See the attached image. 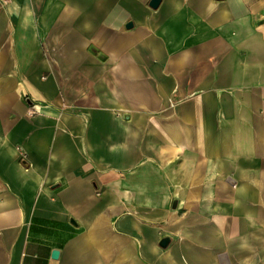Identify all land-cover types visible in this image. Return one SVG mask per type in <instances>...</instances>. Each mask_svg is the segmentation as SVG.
<instances>
[{"label":"crops","instance_id":"0c3cea01","mask_svg":"<svg viewBox=\"0 0 264 264\" xmlns=\"http://www.w3.org/2000/svg\"><path fill=\"white\" fill-rule=\"evenodd\" d=\"M149 1L0 0V264H264V0Z\"/></svg>","mask_w":264,"mask_h":264},{"label":"water","instance_id":"95a60500","mask_svg":"<svg viewBox=\"0 0 264 264\" xmlns=\"http://www.w3.org/2000/svg\"><path fill=\"white\" fill-rule=\"evenodd\" d=\"M159 3H160V0H150L149 1V6L152 7V8H157ZM167 242H168V238L164 237V238L161 239L160 245L161 246H165ZM58 253H59L58 250H54L52 252V256L56 257L58 255Z\"/></svg>","mask_w":264,"mask_h":264}]
</instances>
